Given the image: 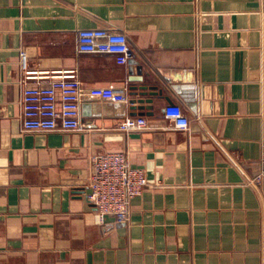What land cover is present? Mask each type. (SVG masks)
Returning <instances> with one entry per match:
<instances>
[{
    "label": "crops",
    "instance_id": "0c3cea01",
    "mask_svg": "<svg viewBox=\"0 0 264 264\" xmlns=\"http://www.w3.org/2000/svg\"><path fill=\"white\" fill-rule=\"evenodd\" d=\"M95 27L127 37L126 64L77 52ZM63 71L83 129L23 131L24 73ZM140 85L155 95L130 103ZM139 116L147 128L118 129ZM262 140L264 0H0V264H264ZM107 151L149 182L125 221L100 222L87 198Z\"/></svg>",
    "mask_w": 264,
    "mask_h": 264
},
{
    "label": "built area",
    "instance_id": "2783aa9c",
    "mask_svg": "<svg viewBox=\"0 0 264 264\" xmlns=\"http://www.w3.org/2000/svg\"><path fill=\"white\" fill-rule=\"evenodd\" d=\"M78 53L110 54L117 64H126L131 57L127 37L106 27L82 28L77 31ZM36 78L35 81H32ZM46 78V82L39 79ZM20 126L23 131L82 130L79 117L80 80L74 71L33 76L26 72L21 79ZM112 100L121 99L111 97ZM126 100V97H122ZM163 113L174 127L186 129L189 121L177 104H168ZM142 116L125 117L118 129L124 132L147 128ZM91 173L87 183V198L94 206L98 219L106 216L118 221L128 219L131 200L149 185L145 172L131 165L123 151L96 153L90 157ZM264 178V140L261 141L259 171L256 180Z\"/></svg>",
    "mask_w": 264,
    "mask_h": 264
},
{
    "label": "water",
    "instance_id": "95a60500",
    "mask_svg": "<svg viewBox=\"0 0 264 264\" xmlns=\"http://www.w3.org/2000/svg\"><path fill=\"white\" fill-rule=\"evenodd\" d=\"M154 86L140 85L138 87H133V91L131 92L132 96H139L137 98H131L130 103L138 102L141 104L142 102H151V97H146L147 95H155L156 92L153 91ZM149 90V91H148ZM142 105H140V108Z\"/></svg>",
    "mask_w": 264,
    "mask_h": 264
}]
</instances>
